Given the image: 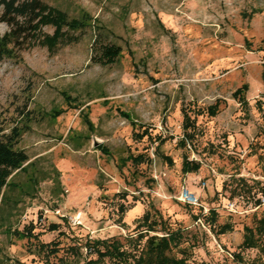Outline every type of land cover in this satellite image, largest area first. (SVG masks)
Here are the masks:
<instances>
[{"label": "rangeland", "instance_id": "1", "mask_svg": "<svg viewBox=\"0 0 264 264\" xmlns=\"http://www.w3.org/2000/svg\"><path fill=\"white\" fill-rule=\"evenodd\" d=\"M43 1L95 29L0 60V134L17 125L30 164L0 264H86L97 241L134 255L166 226L185 264H264V0ZM98 36L122 48L116 64L93 63Z\"/></svg>", "mask_w": 264, "mask_h": 264}, {"label": "trees", "instance_id": "2", "mask_svg": "<svg viewBox=\"0 0 264 264\" xmlns=\"http://www.w3.org/2000/svg\"><path fill=\"white\" fill-rule=\"evenodd\" d=\"M2 8L0 22L8 28V32L0 34V60L7 58H18L20 53L37 47L46 48L54 54L60 49L80 43L88 29L93 28L91 18L86 15L72 17L68 12L63 11L43 0H0ZM47 28L53 30L46 32ZM101 38V36H100ZM93 50L95 52L92 61L100 66L116 64L121 55L122 48L113 43H105L99 39L94 40ZM239 89L236 93L239 94ZM211 114L215 112L210 108ZM191 118L185 114L183 129L189 137L192 133ZM0 134V226L5 222L7 205L14 206L9 202V191L14 188L13 178L15 174L23 173L30 165L29 157L16 147L24 133L17 125L8 133L2 130ZM198 166L194 162L185 161L186 172L197 171ZM148 219V218H146ZM7 222V221H6ZM145 231L156 233L154 226H148ZM53 230H58L54 226ZM258 230L264 235V217L259 221ZM164 236H142L147 237L143 250L138 254H131L123 250L118 242H93L90 249H95L97 259L90 260L86 264H98L100 261L109 259L113 264H129L133 259L135 264H185L167 254L169 244L173 241L175 232L170 227L165 228ZM244 244L248 245L247 239Z\"/></svg>", "mask_w": 264, "mask_h": 264}, {"label": "built area", "instance_id": "3", "mask_svg": "<svg viewBox=\"0 0 264 264\" xmlns=\"http://www.w3.org/2000/svg\"><path fill=\"white\" fill-rule=\"evenodd\" d=\"M181 201L185 203L186 205H189L191 207H196V208H203L202 205L199 202V199L191 194L188 190L184 189L181 192ZM264 203V201H263ZM235 204H231V211H234ZM204 209V208H203ZM204 213H208L206 209H204Z\"/></svg>", "mask_w": 264, "mask_h": 264}]
</instances>
